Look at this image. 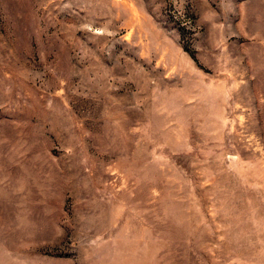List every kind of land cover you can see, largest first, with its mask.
<instances>
[{
	"label": "rangeland",
	"instance_id": "1",
	"mask_svg": "<svg viewBox=\"0 0 264 264\" xmlns=\"http://www.w3.org/2000/svg\"><path fill=\"white\" fill-rule=\"evenodd\" d=\"M0 264H264V0H0Z\"/></svg>",
	"mask_w": 264,
	"mask_h": 264
}]
</instances>
